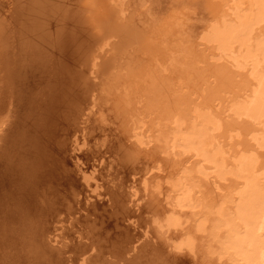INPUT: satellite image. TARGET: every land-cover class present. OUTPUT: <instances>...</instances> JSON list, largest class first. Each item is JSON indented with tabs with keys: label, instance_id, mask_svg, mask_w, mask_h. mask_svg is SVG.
Masks as SVG:
<instances>
[{
	"label": "bare ground",
	"instance_id": "6f19581e",
	"mask_svg": "<svg viewBox=\"0 0 264 264\" xmlns=\"http://www.w3.org/2000/svg\"><path fill=\"white\" fill-rule=\"evenodd\" d=\"M9 2L0 264H264V0Z\"/></svg>",
	"mask_w": 264,
	"mask_h": 264
},
{
	"label": "rangeland",
	"instance_id": "374dc122",
	"mask_svg": "<svg viewBox=\"0 0 264 264\" xmlns=\"http://www.w3.org/2000/svg\"><path fill=\"white\" fill-rule=\"evenodd\" d=\"M4 1H5V2H4ZM1 2H2L3 7L5 6V9H6L7 7H8V9L10 8V6H11V2H9V0H7V1H6V0H1ZM3 2H4V3H3ZM8 4H9V6H8ZM6 6H7V7H6ZM31 71H32V70H29V72H28V77H30L29 81L39 83L38 86L36 85L35 90H36V92H37V91L40 92V91H42V89L45 87V84H43L42 81H40V80H42V76H41L40 72L37 71L36 69L30 74ZM35 73H36V74H35ZM38 74H39V75H38ZM35 76H36V77H35ZM37 76H38V78H37ZM34 78H35V79H34ZM33 80H35V81H33ZM38 81H39V82H38ZM40 82H41V83H40ZM41 84L44 85V86H42ZM37 87H38V88H37ZM41 88H42V89H41ZM38 89H40V90H38ZM93 149H95V148H93ZM93 149H92V148H89V150H91V151H92ZM64 153H66V155H65ZM92 154L94 155L95 153H94V152H93V153L91 152V153H89L88 156H89V157H92V156H93ZM66 156H67L68 159H67V158L64 159V157H66ZM69 156H70V152H69V150H68V152L65 151V152H63V153L61 154V157H62L65 161H66V160H70V159H69V158H70ZM1 164H2V163L0 162V165H1ZM2 167H3V169H1ZM0 169H1V171H0V182L2 183V182H3V179H4V178L2 179V176L4 177V166L2 165V166L0 167ZM69 169H70V171L72 170L71 167H69ZM75 177H76V176H75ZM76 178H77V177H76ZM1 183H0V184H1ZM0 188H2V187H0ZM0 191H1V190H0ZM1 194H2V193H0V195H1ZM104 201H106V202H103V201L100 202V203L103 202V203L101 204V206H100V203H99V207H100V208L102 207L103 204L106 205L107 203H108V204L110 203V205H111V202H108L107 199H105ZM108 204H107V205H108ZM107 205H106V206H107ZM110 205H108L109 207H106V206H105V207H102V209H100V208L98 207V208H99V209H98L99 211H97V210H94V211H93V212L95 213V216L99 215V218H100V215H101L102 219H104V218H105L104 216H106V215L108 216V215H109V214H108L109 212H110V215H112V211H111V206H110ZM106 208H109L110 211L107 210ZM104 209H106V210L109 211V212H108V213H107V212H106V213H102ZM104 212H105V211H104ZM102 214H105V215L103 216ZM95 216H94V218H95ZM107 216H106L105 219H108V218L110 219V218H111V216H110V217H107ZM19 218H20V217H19ZM90 218H91L92 220L94 219L93 216L90 217ZM109 219H108V220H109ZM92 220H90V221L92 222ZM16 221H17V222H18V221L20 222V219L17 218ZM100 221H101V220H100ZM100 221H98V223H99ZM91 222H90V223L87 222V223L91 224ZM100 223H101L103 226L105 225L104 222H100ZM100 223H99V224H100ZM103 223H104V224H103ZM125 223H127V222H125ZM125 223H123V226H122V228L120 229V230H122V233H123V235L125 236V238H127V237L130 236L131 234H132V237L130 236L129 239H130V238H133V237H135V236L138 237L136 231H134L133 228H132V229H131V228L129 229L128 226H130V225H128V223H127V225H128V226H127ZM8 224H10V223L8 222ZM89 224H88V225H89ZM99 224H98V228H100V226L103 227L102 225L99 226ZM106 224H108V221L106 222ZM88 225H86V223L84 224V222H82V224H79L78 227L81 228V231H82V232H87V231L90 230V229L87 228ZM125 225H126V226H125ZM108 226H110V225L108 224ZM108 226L105 227V228H103L104 230L101 231L102 234L104 233L103 236L106 235L108 238L111 237V238H109V239H111L112 244H110L111 242H110V240H109V242H108V243H109V246H108L107 249H106L107 251L111 249V247H112L111 245H114V244L116 243L114 240H116V239L118 240V239H119V235H121V232L118 233V231H115L116 229H115L114 227H112V226L108 227ZM130 227H131V226H130ZM85 228H87V230H86ZM127 228H128L129 230H128ZM126 230H127V231H126ZM103 231H104V232H103ZM10 232H11V231H10ZM10 232H9V233H10ZM116 232H117V233H116ZM11 233H12V232H11ZM105 233H106V234H105ZM115 233H116V234H115ZM133 233H134V234H133ZM111 234H113L114 236L111 235ZM127 234H128V235H127ZM85 235H86V234H85ZM112 236H113V237H112ZM117 237H118V238H117ZM112 238H115V239H112ZM0 240H1V239H0ZM112 240H113L114 242H113ZM109 247H110V249H109Z\"/></svg>",
	"mask_w": 264,
	"mask_h": 264
}]
</instances>
